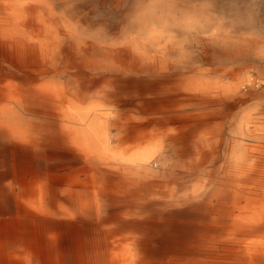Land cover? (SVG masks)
Here are the masks:
<instances>
[{"label":"bare ground","instance_id":"1","mask_svg":"<svg viewBox=\"0 0 264 264\" xmlns=\"http://www.w3.org/2000/svg\"><path fill=\"white\" fill-rule=\"evenodd\" d=\"M261 156L264 0H0V264L257 262Z\"/></svg>","mask_w":264,"mask_h":264},{"label":"rangeland","instance_id":"2","mask_svg":"<svg viewBox=\"0 0 264 264\" xmlns=\"http://www.w3.org/2000/svg\"><path fill=\"white\" fill-rule=\"evenodd\" d=\"M221 4L219 3V1H217V2H215L213 4L214 6L212 4L210 6L212 8H214L215 10H216V7H217V11H221L222 10V12H223V9H221V6H222ZM84 8L88 9L93 14L102 13V12L99 11V9L97 7H89L87 5V6H84ZM93 17H91V18H93ZM259 170L261 172H264V156H261V158L259 159ZM243 176L245 178L244 179L245 183H249L250 179H252L254 177L249 172H245L243 174ZM246 188H248V187H246ZM246 193H247L248 197H250V198H252L253 196L256 197V196L262 194V192L260 193L259 191H257V189H254L252 191L250 189H248V191ZM231 208H230V211L231 210L233 211V207H231ZM249 213H250L249 211H245L244 216H249L248 215ZM262 227L264 228V225L260 226V228H262ZM233 228H234V226L232 224V217H231V222L229 221V223H228V230L229 231L228 230L226 231L227 232L226 235H227V238H228L227 247L229 249V264H240L241 262H242V264H264V259H258L257 262H254V261H252V262L250 261L249 262V260L247 258V256H248L247 254L248 253H246V252H249V250L252 249L253 245H251V244H253L252 243L253 239H252V237L247 235L249 232H246V229L240 228V231H239L240 234H238V232H235L233 230ZM229 232H230V234H229ZM238 241H241V244H243L241 246H242V248H244V253H246L244 256L246 258L245 257L244 258H240L239 257L238 250H237ZM262 247L264 248V246H262Z\"/></svg>","mask_w":264,"mask_h":264}]
</instances>
